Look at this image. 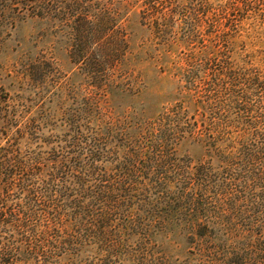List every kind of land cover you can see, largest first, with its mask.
Returning a JSON list of instances; mask_svg holds the SVG:
<instances>
[{"label":"trees","instance_id":"16d2710c","mask_svg":"<svg viewBox=\"0 0 264 264\" xmlns=\"http://www.w3.org/2000/svg\"><path fill=\"white\" fill-rule=\"evenodd\" d=\"M134 18L178 83L124 122L108 95L136 87ZM28 21L97 91L50 125L0 88V264H264V0H0V39Z\"/></svg>","mask_w":264,"mask_h":264},{"label":"rangeland","instance_id":"374dc122","mask_svg":"<svg viewBox=\"0 0 264 264\" xmlns=\"http://www.w3.org/2000/svg\"><path fill=\"white\" fill-rule=\"evenodd\" d=\"M130 31L131 44L138 55V63L133 67L136 70V87L129 94H123L116 89L115 94L108 95L114 112L119 115L116 118L124 122L128 121L125 120L127 118H136L142 111H145L147 117L154 118L171 107L175 103L178 83L174 73L170 71L172 64L158 63L156 60L159 54L148 51L147 47L143 48L146 35L136 18L131 23ZM8 33L9 35L6 34L0 39V88L4 89L13 103L24 104L31 109L28 118L36 119L45 113L49 117L50 125L54 124L59 120L62 108H73L84 97L96 95L97 89L93 81L79 69L80 66L71 62L65 48L57 45L56 39L45 33L42 24L28 21L18 24ZM256 49L248 46V52ZM173 53L170 57L172 61L176 59L179 51L175 50ZM42 54H47L48 58L53 57L54 70L48 71L43 66L41 70L33 67ZM22 60L33 65L30 73H24L19 63ZM178 153L181 157H200L199 152L186 148L180 149ZM171 255L172 264H205L195 248H190L185 253L176 250Z\"/></svg>","mask_w":264,"mask_h":264}]
</instances>
